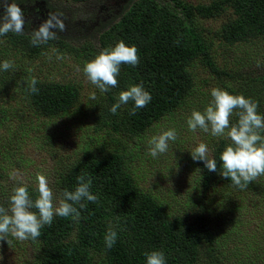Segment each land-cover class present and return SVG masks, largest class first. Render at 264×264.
I'll return each mask as SVG.
<instances>
[{
	"label": "rangeland",
	"instance_id": "obj_1",
	"mask_svg": "<svg viewBox=\"0 0 264 264\" xmlns=\"http://www.w3.org/2000/svg\"><path fill=\"white\" fill-rule=\"evenodd\" d=\"M170 1L195 8L211 0ZM127 2L46 0L41 5L21 7L26 23L20 36L33 37L34 30L50 15L57 16L65 25L63 31L53 29L56 38L40 46L39 55L16 54L14 44L8 42L13 32L0 36V64L5 60L13 63L7 71L0 69V104L9 112L7 119L0 124V206L10 208V198L17 187L26 186L38 193V174L48 179L54 203L58 205L62 199L58 180L84 150H92L98 157L120 151L126 154L138 185L159 199L169 212L191 216L205 211L208 215L218 244L213 256L204 264H260L264 261V175L243 190L220 183L203 191L191 152L204 143L210 157L214 144L220 139L232 141L227 130L219 137L202 129L191 131L187 120L193 110L203 112L211 103L213 88L229 93L232 89L237 90L241 81L239 75L248 59L258 61L263 56L264 38L233 46L223 43L218 35L220 27L234 18L232 10L223 4L214 17L201 19L193 16L194 25L203 30L204 44L219 74L194 63L189 68L193 89L183 106L143 133L126 138L108 126L105 107L109 103L105 92L87 79L84 67L108 48L107 44H104L105 48L101 46L103 29L109 27ZM58 54L63 55V59H57ZM31 73L76 86L80 94L77 103L57 117L37 114L25 102L24 95L18 92V85ZM93 93L95 99L91 98ZM231 119L230 124H235ZM169 129L176 130L177 139L169 141L165 153L152 157L149 151L151 139ZM7 241L0 240V264H35L38 247L32 239L20 241L9 235Z\"/></svg>",
	"mask_w": 264,
	"mask_h": 264
},
{
	"label": "trees",
	"instance_id": "obj_2",
	"mask_svg": "<svg viewBox=\"0 0 264 264\" xmlns=\"http://www.w3.org/2000/svg\"><path fill=\"white\" fill-rule=\"evenodd\" d=\"M7 2L25 7L26 4L41 5L46 0ZM3 3L4 0H0V5ZM222 4L234 15L218 32L223 43L233 46L264 38V0H211L195 8L170 0H128L120 8L109 27L103 29L101 46L105 48L104 44H107L111 48L121 40L128 46L134 45L139 63L135 67L121 64L118 85L105 92L109 103L105 107L109 117L107 124L113 132L126 138L139 135L152 124L174 114L192 92L189 68L194 63L219 74L204 44L203 30L194 25L193 16L214 17ZM0 10L3 13L2 7ZM12 35L8 42L14 44L16 54H40L39 48L44 43L36 46L31 43L33 37L15 32ZM259 59H248L239 75L241 81L237 90L232 89L230 93L258 102V114L264 115V54ZM33 77L37 80V93L27 90ZM133 85H142L151 94V101L144 108H136L134 115L131 114L135 107L132 101L122 104L117 113L112 114L110 108L118 101L119 94ZM18 89L28 106L49 118L67 113L80 97L76 86L41 78L34 73L27 76ZM238 111L231 116L235 124L239 120ZM8 113V109L0 104V124L7 119ZM261 134L264 135V131ZM230 144L224 139L214 144L208 158L215 159L216 172L209 171L203 161H195L203 191L220 183L239 188L220 175L223 171L220 157ZM131 170L126 154L120 151L98 157L92 150H84L60 176L58 190L63 198V192L74 191L78 186L77 177L83 175L91 179L90 191L98 201H82L86 205L83 209L75 205L81 213L79 221L71 216H54L51 226L45 225L41 235L32 240L38 247L35 264H146L145 253L152 251L163 252L165 264H204L209 261L218 241L205 211L191 216L169 212L159 199L138 185ZM27 190L35 201L39 194ZM32 211L37 209L32 208ZM110 227L117 233L111 249L105 244ZM204 250H207V256Z\"/></svg>",
	"mask_w": 264,
	"mask_h": 264
},
{
	"label": "clouds",
	"instance_id": "obj_3",
	"mask_svg": "<svg viewBox=\"0 0 264 264\" xmlns=\"http://www.w3.org/2000/svg\"><path fill=\"white\" fill-rule=\"evenodd\" d=\"M3 8V14L0 15V36L9 32L20 34L24 31L26 23L24 11L16 3H4L0 5ZM63 31L65 25L62 20L55 15H50L44 20L38 29L34 30L33 45L47 43L56 38V31ZM137 48L128 46L124 41L118 42L114 47L105 48L93 60L86 63L84 73L87 79L95 85L102 93L118 85L117 77L120 73L121 64L137 66L139 57ZM57 59H63V55L58 54ZM13 67L11 61L5 60L0 64V69L7 71ZM37 80L31 78L28 84V91L37 93ZM213 100L203 112L193 110L191 117L187 120L189 130L196 131L202 129L204 132H211L214 137L223 136L227 130V136L232 144L226 146L221 154L223 171L220 175L230 179L232 184L241 190L264 175V115L258 114V102L251 98H245L243 95H232L226 90L213 88L211 90ZM95 99V93L91 96ZM151 94L144 90L142 85L130 86L128 90L119 94L118 101L112 105L110 112L117 113V109L122 104L134 102V108L131 114H135L136 108H144L151 101ZM238 111L239 120L236 124H230V117ZM177 139L175 129L164 131L158 136H154L151 141L150 155L157 157L168 149L169 141ZM194 161H203L205 167L211 171H217L215 159L208 158V147L200 143L194 151L191 152ZM78 186L74 191L65 190L63 198L59 200L58 205L54 203V193L49 187L46 176L37 175L38 198L33 201L26 186H20L14 189L10 198L11 206L5 209L0 206V240H6L9 235L20 241L32 239L35 240L41 235V229L45 226H51L54 216L69 217L79 221L80 210L86 207L82 201L87 200L93 203L98 201V197L91 193V179H86L81 175L77 177ZM79 205V209L75 206ZM37 209L36 212L31 211ZM10 213V214H9ZM117 239L116 231L110 227L106 236L105 244L111 249ZM8 242V241H7ZM146 264H165V254L160 251L145 253Z\"/></svg>",
	"mask_w": 264,
	"mask_h": 264
}]
</instances>
